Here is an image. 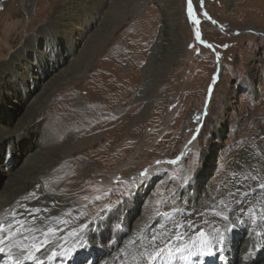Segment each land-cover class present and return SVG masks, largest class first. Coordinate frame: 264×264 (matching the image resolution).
<instances>
[{
    "label": "rangeland",
    "instance_id": "1",
    "mask_svg": "<svg viewBox=\"0 0 264 264\" xmlns=\"http://www.w3.org/2000/svg\"><path fill=\"white\" fill-rule=\"evenodd\" d=\"M28 1L0 0V65L11 62L27 75V62L23 58L13 61L12 56L27 39L37 44L36 53L34 46L25 52L37 64L36 75L25 76V84L19 77L9 75L13 83L7 73L3 76L12 84L5 87L11 99L19 98L21 104L43 82L49 73L45 68L53 72L65 64L61 56L74 58L70 44L77 53L106 10L95 12L88 31L69 42L63 27H58L55 37L40 32L51 23L56 8H65L69 0H32L27 8ZM111 1L108 30L91 50L82 73L53 89L42 110L33 115L55 140L62 142L68 136L77 140L71 156L40 178L46 185L53 183L59 196L67 194L73 200L78 208L74 220L83 216L95 225L96 219L109 215L130 216L146 203L151 208L149 217L163 219L157 229L163 234L160 242L168 233L177 235L180 222L199 221L195 234L205 231L208 220L217 226L225 213L224 204L228 207L264 178V0L260 4L248 0L259 4L261 11L255 6L251 11L240 10L241 0H192L198 24L189 16L188 0H174L180 19L176 32L163 27L166 18L156 0H107ZM250 25L255 29L246 28ZM177 32L183 37L182 45L175 42ZM250 67L256 72L252 78ZM143 85L150 92L148 100L140 96ZM1 93L6 101L0 121L13 119L19 105ZM141 112L143 119L138 118ZM14 149L0 141V158L15 168L20 153ZM244 151H255L257 158L250 160ZM196 180H201L198 191ZM252 206L251 200L242 202L245 211ZM39 207L35 216L47 219L50 209ZM113 222L118 225L117 219ZM78 227L74 222L73 230ZM57 229L58 235L68 232ZM109 230L107 226L101 232ZM90 233L99 236L88 258L94 264L95 256L102 255L105 238L94 229ZM76 248L82 252L86 246ZM248 250L236 248L235 259Z\"/></svg>",
    "mask_w": 264,
    "mask_h": 264
},
{
    "label": "bare ground",
    "instance_id": "2",
    "mask_svg": "<svg viewBox=\"0 0 264 264\" xmlns=\"http://www.w3.org/2000/svg\"><path fill=\"white\" fill-rule=\"evenodd\" d=\"M31 1L32 0H29L27 2V8L31 6ZM156 1L166 18L163 27L173 28L176 32L180 25V19L177 11L178 8L174 6V0ZM262 1L263 0H259V4ZM259 4L253 5L250 4L248 0H241L238 3V8L243 10L247 7L248 10L251 11L249 8L255 6V9L261 11V9L257 7ZM77 7H79L78 11ZM102 8L106 9L104 16L99 26L91 32L84 46L76 53L74 45L70 44V50L74 55H72L74 57L73 59L68 60V58L61 56V59H57L62 60V62L65 63L64 65L59 66L53 72H50L49 68H45V73H49L45 76V73L42 72V75H44L43 82L39 83L35 92L29 96L27 95L28 99L24 97L26 100L24 104L20 103L21 101L19 98L15 100L11 99L8 89L5 87L6 85L12 86V84L8 83L9 81L14 83V80H11L9 75L19 77L18 79L24 84L28 81V78L25 76L29 77L30 75L31 77L33 74L36 75L37 64L29 58V54L25 55L26 49L28 51L32 46H34L35 49L33 52H37L36 40L27 39L24 47L22 46L19 53L12 56L13 61L23 58V60L27 62V75L19 73L11 62L2 63L0 65V109H4L6 101L3 93H1L3 91L8 94V98H6L15 101L20 109L15 117L10 110L11 115L14 117L13 119L8 118L9 120L6 119L7 121H0V141H6L11 148H15L18 150V153H20L19 164L15 166V168L14 166L11 167L10 163L4 162V160L0 158V223H3L6 228V231L0 234L6 237L4 243H0V248L4 249V257L0 258V264H8L9 262L6 259L8 256L14 258L15 262H13V264H40V262H43V264H88V258L94 253V247L96 246L95 241L99 239V236H91V229H94L97 231V234H99L102 233L103 231L101 232V230L107 226L110 227L109 232L102 233L103 238H105L101 251L102 255L98 259L97 256H95L94 264H147L146 259L141 254L146 249L151 251L152 248L168 243L169 241L173 252H175L177 247L190 249L193 252L197 250L193 247L196 239H198L197 234H195V226L199 223L197 220H193L191 223L180 222L182 226L177 228V232L182 239H177V235L172 236L166 232V234H168L163 237L161 242L159 239L163 234L162 232H157V229L160 225L159 223L163 222V219H159V222L158 217H149L148 214L151 208L150 205L146 203L130 216L127 214L121 215V217L109 215L101 220L96 219L95 225L88 222L83 216H78L80 218L77 217V220H74L73 216L77 214L78 208L74 206L73 200L67 194L59 196L53 183L46 185L40 178L65 158L71 156L70 154L75 150L74 148L77 140H75L73 136L66 137L62 142L55 140L47 128L40 127L39 122H37L33 115L42 110L45 100L49 98L53 89L66 81L69 76L82 73L84 67L92 57L91 50L97 46L98 41L102 40V35L108 30L107 20L109 14L113 11V2H107V0H69V4L65 8H56L55 14L51 18V23L40 28L42 34H53V37H55L58 27H63L62 29L68 36L67 40L70 42L74 40L75 35L80 37L84 32L88 31L90 27V17H93L95 12H101ZM246 15L248 14H243V17ZM233 28L236 29L237 27L233 26ZM246 28L255 29L253 25L247 26ZM161 36H163V33H160L159 37ZM175 42L178 45H182L184 42L183 37L178 32L175 36ZM157 46L158 43L152 47L149 62L152 60L151 57L153 55L155 56L156 53L153 50ZM38 56L39 55L36 57ZM59 60L55 63L53 62L54 68L59 64ZM147 66H149V63L146 64V67ZM144 71L147 74L146 68H144ZM254 72L253 67L248 69V74L251 78L256 75V72ZM6 73L9 81L3 78ZM252 81L255 83V80L252 79ZM13 88L14 93H16L15 87ZM142 95L147 100L150 97V92L149 90L147 91L144 85L140 96ZM142 117H144L143 112H141L138 118L141 119ZM222 122H225V119L220 122V125ZM21 132L24 133V135L21 136ZM23 137L24 140L20 141V138ZM29 145L32 146L30 150H28L30 147ZM19 149L21 150L19 151ZM23 149H26L25 152ZM244 152L249 153L248 156H250V160L257 158L255 151ZM207 159L208 157L206 161ZM55 174L59 176V168L55 170ZM200 181L201 180H196L194 184L196 191H198L197 187L200 186ZM261 183H264V178L258 179V181L248 189L243 187L245 190H241L243 192L237 196L234 201L232 200L233 202L224 209V215L229 217L228 221L223 219L219 221L218 219V225L216 226L210 223L212 220L210 222L208 220L206 225H203L205 232L209 235L217 228L224 231V229L233 222H235L237 226L233 232L228 234L229 243L223 248L222 252H219L216 257H200L199 264H264V188L259 186ZM224 186L226 187V185ZM223 191L225 192L224 189ZM245 200H251L253 204L251 207L253 210L251 215L247 214V211L243 214L241 213L242 202ZM237 201H239V203ZM39 206H45L50 209V213L46 216L47 219L39 215L35 216ZM50 217L52 219H50ZM237 218H239V220ZM116 219L118 220V225L116 222H113ZM240 220L243 222H239ZM74 222L79 225L78 230H73ZM111 222L112 225H109ZM164 223L163 226L168 227L167 222ZM9 224L12 225L10 230L11 234L7 231V226ZM49 228L55 230L54 234L48 233L45 235ZM57 228H66L68 232L58 235L57 231L59 229ZM120 228L121 231L119 230ZM74 232L79 235H73ZM257 232H260L261 235L257 236ZM153 237H156L155 241ZM80 243L86 246L84 251L81 252L76 248V251L70 258L60 254L65 249L72 248L74 245H79ZM245 246L248 247V252L252 254L249 255L246 253L241 255L240 253L241 256L235 259V249L238 248L239 251H243ZM9 249L11 250L9 251ZM91 249H93V251ZM53 251L57 253V259L52 258L49 260L47 257L52 255ZM29 252H31L36 259H26L25 257ZM184 254L187 255V252ZM175 255L176 258L170 260L167 253H165V255L156 260L154 264H165V261H167L168 264H185V262L180 259L179 253ZM219 255L224 256V262H221L222 260L218 258ZM59 256L63 257V262L57 261L59 260ZM135 258L139 261H135ZM192 260L195 261L196 258L193 257Z\"/></svg>",
    "mask_w": 264,
    "mask_h": 264
},
{
    "label": "snow or ice",
    "instance_id": "3",
    "mask_svg": "<svg viewBox=\"0 0 264 264\" xmlns=\"http://www.w3.org/2000/svg\"><path fill=\"white\" fill-rule=\"evenodd\" d=\"M188 10H189V16L192 17L194 22L198 24L199 21L196 20L194 14H193L192 0H188ZM196 36H197V39L200 38L199 31H197ZM209 47H211V45H209ZM143 175H145V176L147 175V170H145ZM246 179H247V177H246ZM259 186L261 188H264V183H261ZM129 194H131V193H129ZM220 203L224 204V201L221 200ZM224 207H227V205L224 204ZM252 211L253 210L251 208H249L247 210V214L251 215ZM241 213L242 214L245 213V209L241 208ZM217 215H221V213H217ZM222 219L227 221L229 219V217L226 215H223ZM237 219L239 220V218H237ZM239 222L242 223L243 221L240 220ZM181 226L182 225H179V224L176 225L177 228H179ZM236 226H237L236 223L233 222L230 226L226 227L224 229V231H221L218 228L214 229V231L211 235L206 233L203 229H200L197 233L198 239H196L195 243L193 244V247L197 249L195 252L191 251L190 249L181 248V247H177L175 249V252H173V250L170 247V241H169L168 243H165L163 245H158V246L152 248L151 251L146 249L141 255L146 259L147 264H154V262L156 260L160 259L162 256H164L165 253H167V256L170 260L175 259L176 258L175 254L179 253L180 259H182L185 262V264H199L200 257H216V256H218V253L221 252L223 250V248L229 243L228 234L233 232L235 230ZM11 228H12V225L9 224L7 226V231L9 232V234H11L10 233ZM5 231H6L5 225L3 223H0V234L4 233ZM54 232H55L54 229L49 228L48 232L45 233V235H47L48 233L54 234ZM73 235L78 236L79 234L74 232ZM256 235L260 236L261 233L257 232ZM176 238L182 239V237L179 235V233H177ZM5 239H6L5 236L0 235V243H4ZM153 240L155 241L156 237H153ZM45 242H47V241H45ZM77 246L83 247L84 244L80 243L79 245H74L72 248L65 249L60 254L70 258L73 255V253L76 251ZM10 250L11 249H9V251ZM0 251H4V249L0 248ZM185 252H187V255L184 254ZM248 254L251 255L252 253L249 252ZM55 255H57V253L55 251H53L52 255L48 256L47 258L50 260ZM193 257L196 258L195 261L192 260ZM25 258L26 259H33V260L36 259V257L31 252H29ZM218 258L220 260H223L224 256L219 255ZM40 264H43V262H40Z\"/></svg>",
    "mask_w": 264,
    "mask_h": 264
}]
</instances>
